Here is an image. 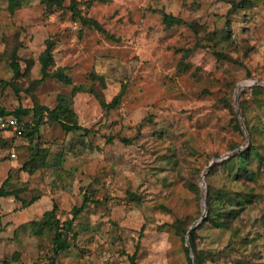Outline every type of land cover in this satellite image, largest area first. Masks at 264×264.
<instances>
[{"label": "rangeland", "instance_id": "rangeland-1", "mask_svg": "<svg viewBox=\"0 0 264 264\" xmlns=\"http://www.w3.org/2000/svg\"><path fill=\"white\" fill-rule=\"evenodd\" d=\"M0 79V264H264V0H0Z\"/></svg>", "mask_w": 264, "mask_h": 264}, {"label": "trees", "instance_id": "trees-1", "mask_svg": "<svg viewBox=\"0 0 264 264\" xmlns=\"http://www.w3.org/2000/svg\"><path fill=\"white\" fill-rule=\"evenodd\" d=\"M45 2L48 3V5H51L53 3H58L61 0H44ZM234 4V2H233ZM72 8L75 9L74 6V2H72ZM75 11H77L75 9ZM164 19L171 23V22H177L180 23L181 20L172 16L171 14H165ZM86 22H89L91 24H93L94 26H96L97 28L103 30L101 24L99 22H97L95 19L93 18H85ZM104 31V30H103ZM51 48H52V43L48 42L46 48L44 49L42 55H41V63H42V71H43V77L41 79H43L45 76L50 75L48 72L50 63L52 62V53H51ZM62 72L59 71V73H52L51 75L53 76H57L63 80H66V76L61 74ZM40 79V80H41ZM0 82L2 84H7V81L0 79ZM120 97V94L117 95L114 99V102L116 103L118 101ZM27 110H14V111H8L5 108L0 106V116H8L9 114H12L14 116H17L18 118H20V113L21 112H26ZM44 111L47 112L49 119H51V121H57L65 130L67 131H71V130H83L85 133L89 132L90 130L86 127H83L82 125L78 124V123H71L69 121H64L62 119V117L60 116V112L58 110L55 109H51L48 106L45 105H41L39 106L37 109H35L34 112V117L36 119V122L39 123L40 121L43 120L44 118ZM21 119V118H20ZM26 125H24L25 127ZM24 132V131H23ZM250 148V149H249ZM252 148V144H249L248 148L243 149V150H238L234 153H232L229 157H226L225 159H222L219 161L218 164H229L230 161L232 159H241L240 162L242 163L241 165V169H246L245 165H244V161L248 158L249 156V152ZM10 172V170H9ZM210 172V171H209ZM208 175V174H207ZM8 179V176L2 181L1 185H0V196H8V195H12L15 197H18L17 191L15 190H6L4 189V185L6 183ZM209 196H208V202L210 205V202L212 200V194H215V197H218L219 195H222L223 193V189L219 188L218 190H214L210 188L209 186ZM224 196V194H223ZM214 197V196H213ZM214 199V198H213ZM89 201V199L87 197H84L81 204L79 205H74L71 213H72V217L69 219L64 220L63 222H60L58 218H56L55 216V211L54 208L51 210H48L45 212V222L44 224L47 225L49 228H51L52 230H54V236H53V247H54V252L58 253L59 251H63L66 250L69 246H70V241L68 240V237L66 235V230L70 229L73 220L80 214V212L85 209V207L87 206V202ZM22 204L25 205L26 202L25 200H22ZM212 210L209 206V211L208 214L205 216V220H209L211 219V221L213 220L212 216H211ZM214 221V220H213ZM215 225H221L222 222L220 221H214ZM186 228H184V232H185ZM189 242L191 247L193 248V253H194V264H200L204 252L200 251V250H196L195 248V243H194V233L190 234L189 237ZM186 251H188V249L186 248ZM131 263L132 264H136L135 262V257H136V252L133 253L131 256Z\"/></svg>", "mask_w": 264, "mask_h": 264}, {"label": "built area", "instance_id": "built-area-1", "mask_svg": "<svg viewBox=\"0 0 264 264\" xmlns=\"http://www.w3.org/2000/svg\"><path fill=\"white\" fill-rule=\"evenodd\" d=\"M0 127H11L15 131H20L22 129L16 116H0Z\"/></svg>", "mask_w": 264, "mask_h": 264}, {"label": "water", "instance_id": "water-1", "mask_svg": "<svg viewBox=\"0 0 264 264\" xmlns=\"http://www.w3.org/2000/svg\"><path fill=\"white\" fill-rule=\"evenodd\" d=\"M237 151V149H234L233 151H231L230 153H228V154H226V155H224V156H222V157H220L221 159L222 158H226V157H228L230 154H232V153H234V152H236ZM211 164L212 163H210L209 164V166H211ZM206 211H207V209H206V207H205V209H204V211H203V217L201 218V219H203L204 218V216H205V214H206ZM201 219L200 220H196L194 223H193V225L189 228V230H188V233H187V240H188V236H189V234H190V231L201 221ZM188 245L190 246V243H189V241H188ZM192 256V255H191Z\"/></svg>", "mask_w": 264, "mask_h": 264}]
</instances>
